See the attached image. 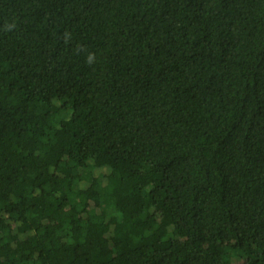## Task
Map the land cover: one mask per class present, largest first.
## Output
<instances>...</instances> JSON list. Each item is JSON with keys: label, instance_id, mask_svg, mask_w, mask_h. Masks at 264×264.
<instances>
[{"label": "trees", "instance_id": "16d2710c", "mask_svg": "<svg viewBox=\"0 0 264 264\" xmlns=\"http://www.w3.org/2000/svg\"><path fill=\"white\" fill-rule=\"evenodd\" d=\"M0 264H264V0H0Z\"/></svg>", "mask_w": 264, "mask_h": 264}]
</instances>
